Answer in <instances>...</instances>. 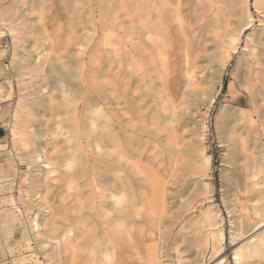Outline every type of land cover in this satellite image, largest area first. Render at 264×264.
Returning <instances> with one entry per match:
<instances>
[{
  "label": "rangeland",
  "instance_id": "1",
  "mask_svg": "<svg viewBox=\"0 0 264 264\" xmlns=\"http://www.w3.org/2000/svg\"><path fill=\"white\" fill-rule=\"evenodd\" d=\"M232 1H236L241 17L215 14L207 9L202 12L199 6L209 0H183L182 21L190 29L186 34L187 76L177 71L166 73L158 65L150 74H142L143 81L137 84L135 77L140 73L134 71L135 66L129 61L119 68L99 64L88 75L91 79L95 75L97 82L117 85L119 93L134 99L136 131L131 159L146 177L148 198L154 197V193L156 197L162 195V209L153 207L140 220L141 226L130 228L131 239L138 244L139 264L151 262L148 253L158 244L162 245L159 256L163 263L174 260L177 249L183 257L181 264H264V256L246 259L236 252L242 245L246 247L244 244L253 235H247L255 226L251 205L264 210V200L251 201L256 190L264 188V86L249 87L246 76L252 39L264 34V0H220L216 5L226 6ZM73 2L80 6L84 17L88 14L85 7L91 9L92 22L84 31L93 29L96 41L103 23H98L99 6L111 2L117 6L121 36L123 29L131 32L130 27L136 21L132 11L135 0ZM46 4V0H0V7H14L16 16L19 10L24 12L26 19L34 20L36 25L43 22L39 15L46 12ZM103 12L102 20L111 14L108 7ZM41 34H26L22 42L19 35L12 38L0 26V264H69L70 249L58 256L50 253L52 241L46 239L50 223L62 213L47 214L48 204L53 209L50 199L53 195L43 193L47 197L43 203L39 194L34 193L37 187L30 185L33 172L26 158V152L35 146L34 141L49 143L47 153L61 149L64 129L59 131L49 112L43 117L41 106H31L30 112L36 111L38 115L31 117L32 125L25 136L27 145L12 144L9 130L18 82L28 102L37 99V88L47 101L50 98V103L58 100L57 92L51 94V85L42 79L47 76L49 63L45 64V71L25 75L23 80L14 75L19 70L11 61L21 53L38 61L36 57L48 52L41 45ZM224 60L218 79L216 68ZM83 63L81 69L68 67L76 83L85 66L96 67L89 62L88 54ZM210 97L213 99L209 100ZM40 128L53 133L47 136ZM251 182L256 183L252 189ZM31 213L37 214L42 223L39 232L45 244L33 237ZM260 228L256 232L264 229V225Z\"/></svg>",
  "mask_w": 264,
  "mask_h": 264
},
{
  "label": "bare ground",
  "instance_id": "2",
  "mask_svg": "<svg viewBox=\"0 0 264 264\" xmlns=\"http://www.w3.org/2000/svg\"><path fill=\"white\" fill-rule=\"evenodd\" d=\"M57 1L46 0V12L39 15L43 20L39 25L34 20H27V14L20 10L17 16L13 14L14 7H0L1 28L12 38L19 35L22 42L26 34L42 33L41 45L48 51L43 57H36L38 61L32 55L21 53L19 58L11 61L19 70L14 75L23 80L25 75L42 72L45 64L49 63L44 70L47 76L42 75V79L51 85L50 93L56 91L58 97L52 104L50 98L47 101L37 88V99L28 102L20 92L22 87L18 82V98L9 122L11 141L14 145H27L25 136L32 125L31 117L38 115L36 111L30 112L33 107L41 106L44 109L42 116L49 112L59 131L64 129L61 149L47 153L45 149L49 143L34 141L35 146L26 152V158L31 163L30 172H33L30 185L37 187L34 193L39 194L43 203L47 198L43 193L53 195L50 198L53 209L49 204L46 207L48 215L62 213L60 217L54 216L50 223L46 238L52 241L50 247L53 251L50 253L58 256L70 249L69 264H139L141 256L138 244L131 239L129 231L132 227L141 226L140 220L153 207L162 209V195L156 197L154 193V197L148 198L146 177L138 163L131 159L136 131L132 112L134 99L126 98L124 92L119 93L117 85L97 82L95 75L92 79L88 75H92L99 64L119 68L129 61L135 66L134 71L140 73L135 77L137 84L143 81L142 74H150V70L157 69L158 65L166 73L177 71L183 77L187 76L186 34L190 29L182 21L183 0H135L132 11L136 21L130 27L131 32L126 29L121 31L122 36L118 31L121 20L117 6L112 2L99 6L98 23H103L97 41L93 29L84 31L86 25L92 22L91 9L82 6L88 13L84 17L80 6L72 3L73 0ZM218 1L209 0L208 4L199 8L202 12L207 9L215 14L222 12L241 17L242 12L236 9V1L220 7L216 5ZM29 7L32 9L33 4L30 3ZM105 7L109 8L111 14L102 20ZM252 40L247 83L249 87L264 86V34ZM86 54L89 62L95 63L96 67L85 66V71L82 70L78 76L80 81L76 83L73 81L75 75L70 73L68 67L74 65L75 69H81ZM224 62L216 68L218 79ZM13 64L12 68L15 67ZM184 86L187 87L186 83ZM49 120L47 118L46 122ZM41 132L47 136L53 133H46L44 129ZM254 185L256 183L251 182L249 187L252 189ZM262 200L264 188L256 190L251 197L252 203ZM250 209L256 227L253 226L251 233L247 234L249 237L253 235L244 244L246 247L242 245L236 252L242 253L240 255L246 259L262 258L264 229L256 231L264 225V210L259 211L253 204ZM29 222L34 239L45 244L39 232L42 223L37 214L31 213ZM161 246L156 245V249L148 253L151 264L155 261L156 264H181L183 257L177 249L174 250L175 259L163 263L159 256Z\"/></svg>",
  "mask_w": 264,
  "mask_h": 264
}]
</instances>
